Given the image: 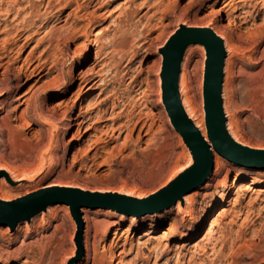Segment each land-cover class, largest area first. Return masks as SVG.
<instances>
[{"label": "rangeland", "instance_id": "obj_1", "mask_svg": "<svg viewBox=\"0 0 264 264\" xmlns=\"http://www.w3.org/2000/svg\"><path fill=\"white\" fill-rule=\"evenodd\" d=\"M15 1L0 0V172L10 167L22 178L9 172L1 199L61 188L55 194L79 189L139 203L134 198H149L193 165L163 100L162 50L182 24L217 27L227 33L229 49L231 43L239 50L232 58L233 50L230 55L227 50L230 119L236 114L237 133L246 145L264 150V10L255 20L248 14L263 6L262 0H235L224 11L223 0H163L158 6L155 0L145 6L146 0H82L78 23L76 5L61 11L67 0L55 1L49 17L62 16L49 22V71L36 67L45 32L24 45L27 34L19 23L28 11L13 17L28 0ZM41 5L40 12H46ZM238 5L244 6L247 22L237 19ZM257 28L262 35L249 34ZM207 58L205 46L194 44L183 62L182 74L192 78L198 103ZM57 103L61 106L54 108ZM92 106L97 108L86 113ZM100 109L106 111L98 115ZM111 113L121 116L115 127L132 126L141 116L151 131L138 140L140 126L129 149L123 148L125 129L114 139L104 138L108 143L92 137L93 128L86 131L99 117V129L112 124ZM216 154L224 168L217 171L215 157L207 182L168 209L136 216L84 207L83 253L70 205H52L15 229L0 224V264H264V170ZM186 196L193 200L191 208ZM212 202L217 205L207 212ZM160 214V220L148 218Z\"/></svg>", "mask_w": 264, "mask_h": 264}, {"label": "water", "instance_id": "obj_2", "mask_svg": "<svg viewBox=\"0 0 264 264\" xmlns=\"http://www.w3.org/2000/svg\"><path fill=\"white\" fill-rule=\"evenodd\" d=\"M202 44L207 50L205 74V109L209 140L188 115L182 101L180 81L186 52L191 45ZM163 100L176 130L181 134L194 157V164L181 172L168 185L146 199L134 198L139 203L118 199H102L103 195L83 190H68L72 194H55L40 190L14 201L0 198V224L13 229L20 222L31 221L55 204L71 206L79 223L78 241L83 253L85 222L82 209L112 208L128 215L141 216L168 209L204 185L215 168L214 150L241 166L264 170V150L237 141L228 129L224 108L223 88L227 48L224 39L212 28L182 24L162 50ZM5 171L0 172V179ZM12 181V180H10ZM65 189V188H64Z\"/></svg>", "mask_w": 264, "mask_h": 264}, {"label": "bare ground", "instance_id": "obj_3", "mask_svg": "<svg viewBox=\"0 0 264 264\" xmlns=\"http://www.w3.org/2000/svg\"><path fill=\"white\" fill-rule=\"evenodd\" d=\"M17 2H21V1H23V0H16ZM16 1H15V3H16ZM25 1H27V0H25ZM59 2V3H61L60 1L61 0H39V4L38 3H35L34 1H32V0H28V3H27V6H24L23 8H21V7H19L20 9H22V10H19V9H17V11H16V13H15V15H14V17L13 18H15V19H20V17H21V15H22V12H26V11H28V12H26V14H25V16L24 17H22V19L20 20V23L19 24H22L23 26V28H22V30L21 31H25L26 32V37L24 38L25 39V42H24V45H26V44H28L29 42H32L34 39H35V36H37L38 34L37 33H39L40 31H43V32H45L44 33V36H43V38H44V43H45V47H44V49L42 50V52L40 53V56H38V58H37V60H38V65L36 66V67H39V68H41V71H43V70H45V69H48V71H49V68H47V64H48V62H49V22H51L53 19H55L56 17H57V20H59V19H61V16H56V15H54V16H51V17H49V12H47V11H49V9H51V8H53L54 9V7H55V5H53V3L54 2ZM81 1L82 0H67V1H65L66 2V5L65 6H63V8L61 9V11H64L65 9H67V8H70V7H72L73 5H76V8L74 9V14H75V16H76V21H77V23L78 22H80V20L82 19V16L81 15H79L78 13H80L81 11H83L84 10V6L82 5V3H81ZM86 1V0H85ZM84 1V2H85ZM92 1H95V0H92ZM152 1H154V0H146V2L143 4L144 6L146 5V4H148L149 5V3H151ZM163 0H155L154 1V3H153V5L155 4V6H158V5H160L161 4V2H162ZM233 1H235V0H223V4H222V8L220 9V10H225V8L227 7V6H229L230 4H231V2H233ZM236 1H239V0H236ZM241 1H243L244 3H247L249 0H241ZM263 2H264V0H262ZM240 2V1H239ZM40 3L44 6V8H46V12H40L41 10H39V5H40ZM17 5H18V3H17ZM42 5H41V8H42ZM245 5V4H244ZM244 6H241V5H238V6H236V7H234V12H236V13H238L237 14V19H241V20H243L244 22H247V19H248V17L246 16V11H244V8H243ZM15 8V7H14ZM40 8V9H41ZM228 8V7H227ZM12 10V9H11ZM264 10V3H263V6H261V7H259V6H255L254 7V9H253V11H251V13H248L249 15L251 14V17L255 20L256 18H257V16L262 12ZM9 12V11H8ZM7 12V13H8ZM12 12V11H11ZM262 14V13H261ZM71 15V12L68 14V15H66V18H69V16ZM236 17V16H235ZM81 18V19H80ZM56 20V21H57ZM67 20V19H66ZM240 20V21H241ZM235 21V19L232 21L231 20V18H229V23L230 24H232L233 25V22ZM237 21V20H236ZM262 22H264V16L262 17ZM232 25H230V26H232ZM229 26V25H228ZM212 27H214V26H212ZM211 26H208V27H205V28H212ZM216 28V29H215ZM215 28H212V29H214L216 32H217V34L218 35H220L223 39H224V41H225V45H226V47H227V50H228V52H229V55L231 54V49L233 50V53H232V55H230V57L232 58L234 55H236V54H238L239 53V50L238 49H236V47L234 46V44H231L230 43V49H229V47H228V41H227V39H226V35H227V33H226V35H225V33H222V32H220L218 29H217V27H215ZM23 31V32H24ZM24 32V33H25ZM21 34V33H20ZM37 34V35H36ZM250 35H252L253 37H256L257 35H262L263 33H262V31L260 32L259 30H258V28H257V30L255 31V32H251V33H249ZM97 36H99V34H96ZM95 35V36H96ZM101 35V34H100ZM20 36V35H19ZM252 37V38H253ZM98 38V37H97ZM93 40H97V39H93ZM99 40V39H98ZM42 41V42H43ZM100 41V40H99ZM94 42V41H93ZM23 45V46H24ZM84 45V44H83ZM96 45H97V41H96ZM98 47V46H97ZM100 47V46H99ZM100 50V49H99ZM8 51V50H7ZM190 51V50H189ZM101 52V50L100 51H98V54ZM10 53V52H9ZM190 53V52H189ZM240 53H241V51H240ZM7 57V56H6ZM45 57H48V59L46 58L45 59ZM188 57V56H187ZM228 57V56H227ZM230 58V59H231ZM45 59V60H44ZM227 62H226V64L228 63V61H229V59L227 58V60H226ZM185 65V64H184ZM226 67V71H228L227 70V66H225ZM36 69V68H35ZM97 72H99V71H97ZM96 73V72H95ZM98 74V73H97ZM225 78H226V76H225ZM191 80H192V78H191ZM190 80V78H189V76H188V74H187V76H186V74L183 72V74H181V81H180V91H181V96H182V101H183V105H184V107H185V109H186V111H187V113H188V115L194 120V122H195V124L201 129V131L203 132V134H204V136L206 137V139L207 140H209V137H208V129H207V125H206V109H205V88H204V91L202 90V93H203V99H201V97H202V94L200 95V101H199V103H198V100H197V98H196V96H194V94L192 93V87H191V85H190V83H192V82H190L191 81ZM84 81L87 83V85L90 83V78L88 77V78H85L84 79ZM97 82V81H96ZM96 82H94L93 84H91V86H89V89L90 88H92L93 86H94V84H96ZM224 83H225V80H224ZM200 84V83H199ZM262 84L264 85V79L262 80ZM201 87L202 86H200V89H201ZM200 89H199V91H200ZM224 89H225V87L223 88V98L225 99L224 100V108H225V112H226V114H227V117L229 118L228 120V129H229V131H230V133L233 135V137L237 140V141H239L240 143H242V144H244V145H246L242 140H241V138L238 136V133H237V129H239V127H238V125H239V121H237V119H236V114H232V119H230V115H231V113H230V108H228V106H227V99H226V93L224 92ZM140 91V90H139ZM102 93V92H101ZM200 94V93H199ZM110 100V97L109 98H106V99H102L101 100V104H100V106H102V107H104L106 104H107V102ZM98 105V104H97ZM59 106H61L60 105V103H57L56 105H55V107L54 108H58ZM113 106H115V105H113ZM113 106H112V108H113ZM99 107V106H98ZM97 108V106L96 107H93L92 106V108L90 109V110H87V112L86 113H91V111H93V109H96ZM116 108V107H115ZM114 109V108H113ZM106 110H102V109H100L99 110V112H98V115L101 113H104ZM121 113V112H120ZM105 115V114H104ZM97 117H99V116H97ZM121 118V116L118 114V115H116V114H113V113H111L110 114V120L112 121V124H106L104 127H102L101 129H99V127L98 126H95V125H97V123L99 122V121H101V117H99L98 118V120H94L93 122H92V126H90V127H88L87 129H86V131H89L90 129H94V131H96L97 133L95 134V135H93L92 137H94V138H97V140H103V142L105 141L106 143H108L107 141H106V139H104V138H106V137H108V136H110V134H112L111 136V138H115L114 136L116 135V133H122V132H124V129L127 131V133H126V135H125V137H124V140H123V148L124 149H129V147H130V144H131V141L133 140V138L135 137V134L137 133V131H138V129H139V127H140V130L138 131V140H143L144 139V137L146 136V135H148L149 133H150V131H151V126H148V121H146V119H144V117L142 118L141 116L139 117V118H137L136 120L137 121H134L133 122V124H132V126H129V125H127V124H123V125H121L120 124V126H117V127H115L114 125H115V123L119 120ZM134 120V119H133ZM132 120V121H133ZM131 121V122H132ZM204 121H205V125H204ZM234 127L236 128V129H234ZM145 131V134H143V132ZM236 131V132H235ZM98 134H100V136H98ZM92 139V138H91ZM98 142V141H97ZM216 153H218L217 151H215L214 150V155H215V157H216V162H217V166L219 167L218 169H217V171H221L223 168H224V164H223V160L219 157V155L218 154H216ZM51 161V160H50ZM105 161H106V159H105ZM3 168V171H6V173L4 174V176H2L1 177V181H0V193L4 196V195H6L7 194V191H8V185H7V176L9 177V172L14 176H17V178H19V179H21L22 178V175L21 174H17L12 168H10V167H2ZM9 184V183H8ZM61 191V188H49V190H47L46 192H49V193H59ZM101 198H105V199H107V198H111V199H120V197H121V195L120 194H105V195H99ZM187 197V196H186ZM186 199V198H185ZM187 199H188V201H189V203H190V208L192 207V205H193V200L190 198V196L189 197H187ZM216 205H217V202H212V204H210V206H209V208H208V210H207V212H209V210L210 209H212V208H214V207H216ZM43 213V212H42ZM163 214H160V215H155V216H149L148 218H158V220H160L161 218V216H162ZM85 218L87 219V215L85 216ZM138 221V220H137ZM166 235V234H165ZM160 238V237H159ZM158 238V239H159ZM162 238V237H161ZM167 238V237H166ZM165 237H164V235H163V238H162V240L163 239H166ZM157 239V240H158ZM168 239V238H167ZM161 240V241H162ZM170 240V239H169ZM161 241H160V244H161ZM168 241V240H167ZM165 243V242H164ZM164 243H162L161 245H163ZM158 245V244H157ZM155 250V249H154ZM168 252V250H166V249H164L163 251H162V254H164L165 253V255H166V253ZM168 254V253H167ZM121 264V263H120ZM126 264V263H125Z\"/></svg>", "mask_w": 264, "mask_h": 264}]
</instances>
